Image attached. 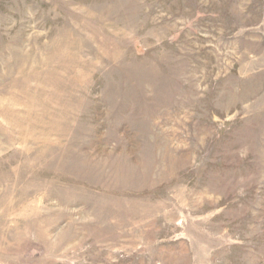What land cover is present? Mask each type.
<instances>
[{
	"label": "rangeland",
	"instance_id": "1",
	"mask_svg": "<svg viewBox=\"0 0 264 264\" xmlns=\"http://www.w3.org/2000/svg\"><path fill=\"white\" fill-rule=\"evenodd\" d=\"M0 264H264V0H0Z\"/></svg>",
	"mask_w": 264,
	"mask_h": 264
}]
</instances>
